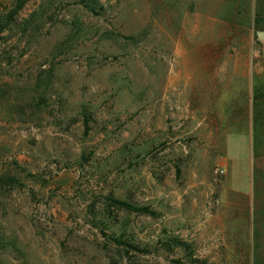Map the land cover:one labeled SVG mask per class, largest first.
<instances>
[{"label":"rangeland","instance_id":"374dc122","mask_svg":"<svg viewBox=\"0 0 264 264\" xmlns=\"http://www.w3.org/2000/svg\"><path fill=\"white\" fill-rule=\"evenodd\" d=\"M0 264H264V0H0Z\"/></svg>","mask_w":264,"mask_h":264},{"label":"trees","instance_id":"16d2710c","mask_svg":"<svg viewBox=\"0 0 264 264\" xmlns=\"http://www.w3.org/2000/svg\"><path fill=\"white\" fill-rule=\"evenodd\" d=\"M18 8H20V6H18ZM121 205L129 212L132 213H140V214H150L151 211L148 207H144V206H136L130 203H121ZM112 241L117 244L118 246H129V244H127L126 242L120 241L116 238H112ZM134 249H137L135 246H130Z\"/></svg>","mask_w":264,"mask_h":264}]
</instances>
